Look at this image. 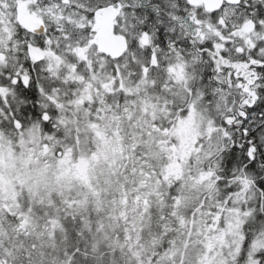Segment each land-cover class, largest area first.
Masks as SVG:
<instances>
[{
	"label": "snow or ice",
	"instance_id": "obj_1",
	"mask_svg": "<svg viewBox=\"0 0 264 264\" xmlns=\"http://www.w3.org/2000/svg\"><path fill=\"white\" fill-rule=\"evenodd\" d=\"M0 264H264V0H0Z\"/></svg>",
	"mask_w": 264,
	"mask_h": 264
}]
</instances>
